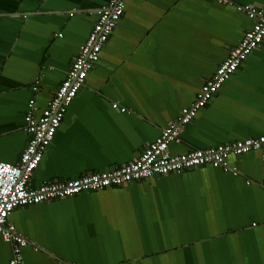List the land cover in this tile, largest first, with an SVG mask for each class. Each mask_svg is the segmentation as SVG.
I'll return each instance as SVG.
<instances>
[{
  "label": "crops",
  "instance_id": "0c3cea01",
  "mask_svg": "<svg viewBox=\"0 0 264 264\" xmlns=\"http://www.w3.org/2000/svg\"><path fill=\"white\" fill-rule=\"evenodd\" d=\"M109 2L0 0V161L19 160L28 100L38 115ZM237 4L264 8V0H124L32 184L137 157L252 26ZM261 134L264 40L168 148L176 154ZM227 160L238 174L206 164L15 207L8 221L28 241L24 264H264L261 151ZM11 248L0 237V264H9Z\"/></svg>",
  "mask_w": 264,
  "mask_h": 264
},
{
  "label": "built area",
  "instance_id": "2783aa9c",
  "mask_svg": "<svg viewBox=\"0 0 264 264\" xmlns=\"http://www.w3.org/2000/svg\"><path fill=\"white\" fill-rule=\"evenodd\" d=\"M236 7L253 19L252 26L245 30L240 41L229 50L212 75L201 84L194 100L183 106L175 120L164 127L137 157L107 170L90 171L77 177L46 180L34 186L33 171L41 160L45 148L53 139L66 108L84 84L88 72L99 58L102 46L121 17L124 0H110L97 10V17L86 39L80 45L66 76L47 105L36 115L34 98L28 100L24 112L28 138L19 160L16 163L0 161V237L11 244L12 255L9 264H24L21 249L28 242L17 231L15 225L8 221L9 214L17 206L63 198L81 191L121 186L153 175L181 173L206 164L231 171L236 175L237 169L230 166L227 159L230 155L248 151H261V160L264 162V134L203 148H192L176 154L170 153L168 148L171 141L179 140L181 126L194 118L198 109L207 104L248 54L264 40V8L252 4H237ZM32 89L36 91L37 85H33ZM112 107L119 108L120 111L125 110V107L118 106L116 102L112 103ZM260 186L264 189V177L260 181Z\"/></svg>",
  "mask_w": 264,
  "mask_h": 264
}]
</instances>
